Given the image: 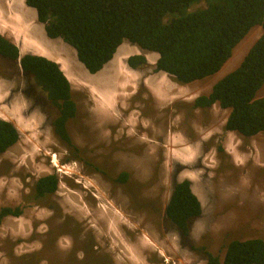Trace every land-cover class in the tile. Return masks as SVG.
<instances>
[{
	"label": "rangeland",
	"instance_id": "1",
	"mask_svg": "<svg viewBox=\"0 0 264 264\" xmlns=\"http://www.w3.org/2000/svg\"><path fill=\"white\" fill-rule=\"evenodd\" d=\"M17 2L0 0V33L20 50L23 41L33 42L28 30L43 24L33 8L21 10ZM257 27L245 34L217 72L184 86L154 72L155 55L126 40L111 64L109 60L95 75L69 44L45 35L49 41L40 39L38 46L67 63L64 72L77 106L67 124L68 144L51 128L56 109L16 62L0 59V115L20 133L0 154V207L19 204L23 209L22 217L7 216L0 225V264H204L205 251L222 258L233 239L264 240V133L242 137L228 132L224 124L229 110L217 103L189 107L194 97L208 93L239 64L261 33ZM133 54L145 57L136 69L126 62ZM157 77L162 83L155 94L151 90L159 91L153 87ZM97 79L100 83L91 82ZM92 91L103 106L106 98L112 115L98 110ZM262 96L264 82L255 93ZM226 139L234 141L233 150L227 149ZM235 157L243 161L235 164ZM54 160L61 171L49 166ZM122 171L129 174L126 181L118 178ZM47 174L57 175L56 191L27 203L24 196L33 181ZM182 179L190 181L202 207L190 221L187 238L164 213L173 183Z\"/></svg>",
	"mask_w": 264,
	"mask_h": 264
},
{
	"label": "trees",
	"instance_id": "2",
	"mask_svg": "<svg viewBox=\"0 0 264 264\" xmlns=\"http://www.w3.org/2000/svg\"><path fill=\"white\" fill-rule=\"evenodd\" d=\"M25 4L35 10L45 35L69 44L89 73L99 71L126 40L156 52L153 71H163L179 84L217 72L236 44L259 25L261 33L240 63L218 79L208 93L196 96L189 107L205 109L217 102L221 108L230 109L225 129L235 130L242 137L264 133V96L255 97L264 82V0H25ZM0 59L16 62L20 72L56 109L51 128L68 144L67 124L76 115L77 106L60 66L40 55L20 54L15 42L1 33ZM144 62L140 54L127 58L131 68ZM19 137L16 126L0 118V154ZM128 175L122 171L118 178L126 181ZM58 181L56 174L35 179L24 199L33 203L54 193ZM201 211L190 181L174 182L164 213L181 237H188L190 221ZM22 212L19 204L1 206L0 225L5 217ZM224 249L222 258L205 251L204 264H264V240L260 237L233 239Z\"/></svg>",
	"mask_w": 264,
	"mask_h": 264
},
{
	"label": "bare ground",
	"instance_id": "3",
	"mask_svg": "<svg viewBox=\"0 0 264 264\" xmlns=\"http://www.w3.org/2000/svg\"><path fill=\"white\" fill-rule=\"evenodd\" d=\"M26 14H28L27 12H26ZM12 31V30H11ZM28 31H32L33 32V34L31 33V38L33 39V42L31 43V44H26L25 43V41H23L22 42V44H24L25 45V47L24 48H21L20 49V54L22 53V54H24L23 52H31V53H33V51H34V49H36L35 51L37 52H40V53H45V55H47V56H45V55H42V54H37L36 52L35 53H33V54H36V55H40V56H43V57H46V58H48V59H50V60H53L54 62H56L59 66H60V68H61V70L63 71V73L65 74V72H64V69L66 68V66H65V64L67 65V63L65 62V61H63V60H61L59 57H57V56H53V55H51V53H47V51H46V49L45 50H41L40 48V45L38 46V44H40V39H45V40H47V41H49L46 37H45V34H44V30H43V28L42 27H40V29L38 28V27H36V28H34L33 27V30L32 29H30V30H28ZM27 32V31H26ZM27 34H29V32H27ZM23 36V35H22ZM22 36H20V37H22ZM29 36H30V34H29ZM40 37V38H39ZM50 42H52V41H50ZM33 45V51L31 50V49H29V47H31ZM56 49V48H55ZM126 49V48H125ZM124 49V50H125ZM64 51L70 56V52L68 51V50H66V49H64ZM123 51V50H122ZM119 52H121V51H118V49H117V51L115 52V55L117 54V53H119ZM149 54H154L156 57L158 56V54L157 53H155V52H149ZM114 55V56H115ZM119 55V54H118ZM52 56V58H50ZM59 56H61V54L59 55ZM114 56H113V58L112 59H114ZM68 59V58H67ZM70 60H72L71 59V56H70ZM154 60H155V58H154ZM111 62H112V60L110 61V64H111ZM153 62V61H152ZM77 64H78V62H77ZM78 66H80L79 64H78ZM85 71H83V73H84ZM123 73V72H122ZM98 73H96L95 75H97ZM85 75V74H84ZM68 78V77H67ZM155 78V77H154ZM158 78V77H157ZM69 79V78H68ZM99 81H101V80H98L97 82H99ZM91 82L92 83H94L95 81H92L91 80ZM100 83V82H99ZM96 85V84H95ZM166 85V84H165ZM122 88H120V90H121ZM123 90V89H122ZM118 92H120V91H118ZM122 92V91H121ZM93 94H95L94 93V91H92V94L90 95L91 96V99H93L94 100V103H98V110L103 114V113H106L107 112V114H110V115H112V108L109 106V104H108V102L106 101V98L104 99V101H105V106H103V105H101V101L99 102L98 100H95V98L93 97ZM106 94V93H105ZM111 95V94H110ZM107 96H108V94H107ZM117 94H115V96H113L114 97V99L115 98H117ZM123 96V95H122ZM132 97V95L130 94V95H124V100H126V99H129V98H131ZM120 98H122V97H120ZM110 99V98H109ZM101 100H102V98H101ZM118 100V99H117ZM97 101V102H96ZM111 102L113 101V99L112 100H110ZM103 103V102H102ZM98 111V112H99ZM105 115V114H104ZM0 118H2L1 117V115H0ZM2 119H4V118H2ZM25 119V118H24ZM136 121V120H135ZM19 124V123H18ZM122 134V133H121ZM46 136V135H45ZM19 140V139H18ZM226 140H229V139H226ZM52 142V141H51ZM229 142H230V145H226L227 146V149L229 150V151H231L232 149H233V147H234V141H230L229 140ZM42 144V143H41ZM139 145V144H138ZM140 146V145H139ZM225 149V148H224ZM226 150V149H225ZM39 152V151H38ZM36 153H37V151H36ZM48 153V152H47ZM60 153V152H59ZM263 155H264V152H263ZM19 156V155H18ZM246 156V155H245ZM235 159H236V157H235ZM156 161V160H155ZM243 161V158H241V160H240V157H238L236 160H235V163H237V164H239L240 162H242ZM50 167H57V169L59 170V171H61V166L56 162V160H54V163L51 165H49ZM19 171V170H18ZM62 173H64L65 174V172H62ZM67 173V172H66ZM147 178H148V176H147ZM78 183H79V181H78ZM83 187L84 188H86V186H84L83 185ZM72 192V191H71ZM63 199V198H62ZM18 201V200H17ZM42 212H45V211H42ZM120 212V211H119ZM81 213V212H80ZM118 213V212H117ZM20 217H22V215H20ZM120 217V216H119ZM17 218V217H16ZM4 220V219H3ZM15 220V219H14ZM39 220V219H38ZM100 222V221H99ZM121 222V221H120ZM122 223V222H121ZM86 224V223H85ZM123 227V226H122ZM110 229V228H109ZM108 229V230H109ZM125 230V229H124ZM24 231H26V230H24ZM23 231V232H24ZM27 232V231H26ZM87 234V233H86ZM97 235V234H96ZM126 236V235H125ZM138 242H139V240H138ZM65 245V244H64ZM69 246V245H68ZM66 250V249H65ZM106 250V249H105ZM149 250V249H148ZM165 251V250H164ZM102 252V251H101ZM113 253V252H112ZM128 253V252H127ZM129 255V254H128ZM132 258V257H131ZM123 259V258H122ZM134 259V258H133ZM129 260V259H128ZM136 262V261H135Z\"/></svg>",
	"mask_w": 264,
	"mask_h": 264
},
{
	"label": "clouds",
	"instance_id": "4",
	"mask_svg": "<svg viewBox=\"0 0 264 264\" xmlns=\"http://www.w3.org/2000/svg\"><path fill=\"white\" fill-rule=\"evenodd\" d=\"M23 2H24V3H23ZM23 2H22V5H21L22 8H25V7L27 8V7H29V6H27V5L25 4V0H23ZM24 6H25V7H24ZM14 7H15V6H14ZM15 8H16V7H15ZM31 8H32V7H31ZM18 9H19V8H18ZM26 11H28V10H26ZM35 14H36V13H35ZM257 26H258L257 29H258V28L261 29V27H260L259 25H257ZM2 35H3V34H2ZM259 35H260V34H259ZM259 35H258V36H259ZM242 39H243V38H242ZM242 39H241V40H242ZM241 40H240V41H241ZM254 41H255V40H254ZM238 43H239V42H238ZM238 43H237V44H238ZM237 44H236V45H237ZM134 45H136V44H134ZM136 46H137V45H136ZM250 46H251V45H250ZM137 47H138L139 49H141V50H145V51H148V52H154V51H151V50H147V49L140 48L139 46H137ZM30 53H31V52H30ZM155 53H156V52H155ZM140 55H141V54H140ZM157 57H158V56H157ZM157 57L155 56V61H156ZM112 58H113V56H112ZM112 58L110 59V61L112 60ZM110 61H109V62H110ZM126 62H127V60H126ZM225 62H226V61H225ZM106 63H107V62H106ZM152 63L155 64V62H152ZM239 63H240V62H239ZM127 64H128V63H127ZM128 66H129V65H128ZM129 67H130V66H129ZM221 67H222V66H221ZM102 69H103V67H102L99 71H101ZM130 69H131V67H130ZM133 69H136V68H133ZM99 71H97L96 73H98ZM157 72H161V73L165 74L166 76L170 77V79H172V80L175 82V80L173 79V77H171V76L168 75L167 73H165V72H163V71H157ZM157 72H156V73H157ZM229 72H230V71H229ZM96 73H95V74H96ZM224 75H225V74H224ZM65 76H66V75H65ZM221 77H222V76H221ZM221 77H220V78H221ZM66 78H67V77H66ZM220 78H219V79H220ZM145 79H146V78H144V77L142 78V82L144 83V85L147 84V83L145 82ZM157 79H158V78H157ZM158 80H159L160 83H162V80H161V79H158ZM217 80H218V79H217ZM217 80H216V81H217ZM112 81H114V82H115V81H119V78H118V79H117V78H113ZM216 81H215V82H216ZM215 82H214V83H215ZM175 83H176V85H178V86H184V85H185V84H179V83H177V82H175ZM189 83H190V82H189ZM214 83H213V84H214ZM186 84H188V83H186ZM213 84H212V85H213ZM147 85H148V84H147ZM133 87H134V85H133ZM211 87H212V86H211ZM150 89H151V88H150ZM133 91H134V90H133ZM133 91H132V93H133ZM209 91H210V90H209ZM151 92L156 94V93H159L160 91H159V92H155V91L151 90ZM132 93H131V94H132ZM129 95H130V94H129ZM43 96H44V95H43ZM197 96H198V95H197ZM194 98H195V97H194ZM194 98H193V99H194ZM44 99L46 100V97H45V96H44ZM192 101H193V100H192ZM215 103H217V102H215ZM217 104H218V103H217ZM212 105H213V104H212ZM220 108H221V107H220ZM223 109H228V110L230 111L229 108H223ZM229 111H228V113H229ZM227 115H228V114H227ZM226 117H227V116H226ZM1 119H2V118H1ZM225 130H227V129H225ZM227 131H228V132H229V131H233V132L239 134V133H238L237 131H235V130H227ZM258 133H263V132H258ZM258 133H256V134H258ZM239 135H240V134H239ZM240 136H241V135H240ZM252 136H253V135H252ZM249 137H251V136H249ZM233 148H234V147H233ZM232 150H233V149H232ZM225 152H226V150H225ZM226 154H228V153L226 152ZM234 163H235V160H234ZM235 164H237V163H235ZM263 169H264V166H263ZM169 195H170V194H169ZM168 198H169V197H168ZM19 216H20V215H19ZM15 217H18V216H15Z\"/></svg>",
	"mask_w": 264,
	"mask_h": 264
},
{
	"label": "crops",
	"instance_id": "5",
	"mask_svg": "<svg viewBox=\"0 0 264 264\" xmlns=\"http://www.w3.org/2000/svg\"><path fill=\"white\" fill-rule=\"evenodd\" d=\"M15 1H20L19 3L17 2L16 3V5L18 6V7H20V9L21 10H23V8L21 7V5H22V2H23V0H15ZM24 3V2H23ZM26 12L27 11H25V15H26ZM19 14V13H18ZM20 15V14H19ZM20 19L22 20V22L23 23H26L25 21H23V19H22V17H21V15H20ZM26 27H28V25L26 26ZM8 31H10V30H8ZM36 49H34V51H35ZM98 81V79L95 81V82H97ZM160 82H159V80L158 79H155V81H154V83H153V87L154 88H157L156 86H157V84H159ZM158 89V88H157ZM159 90V89H158ZM160 91V90H159ZM158 91V92H159Z\"/></svg>",
	"mask_w": 264,
	"mask_h": 264
},
{
	"label": "flooded vegetation",
	"instance_id": "6",
	"mask_svg": "<svg viewBox=\"0 0 264 264\" xmlns=\"http://www.w3.org/2000/svg\"><path fill=\"white\" fill-rule=\"evenodd\" d=\"M58 237H59V238H58ZM58 237H57V239H58V242H59L60 236H58ZM55 241H57V240H55Z\"/></svg>",
	"mask_w": 264,
	"mask_h": 264
},
{
	"label": "water",
	"instance_id": "7",
	"mask_svg": "<svg viewBox=\"0 0 264 264\" xmlns=\"http://www.w3.org/2000/svg\"><path fill=\"white\" fill-rule=\"evenodd\" d=\"M35 86V85H34Z\"/></svg>",
	"mask_w": 264,
	"mask_h": 264
}]
</instances>
